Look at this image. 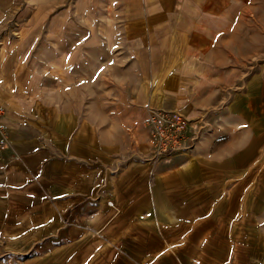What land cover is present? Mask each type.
Masks as SVG:
<instances>
[{
	"label": "crops",
	"instance_id": "0c3cea01",
	"mask_svg": "<svg viewBox=\"0 0 264 264\" xmlns=\"http://www.w3.org/2000/svg\"><path fill=\"white\" fill-rule=\"evenodd\" d=\"M64 1L0 0V241L43 244L46 264H264V187L252 204L239 179L264 165L249 0ZM152 109L190 116V152L153 160Z\"/></svg>",
	"mask_w": 264,
	"mask_h": 264
},
{
	"label": "rangeland",
	"instance_id": "374dc122",
	"mask_svg": "<svg viewBox=\"0 0 264 264\" xmlns=\"http://www.w3.org/2000/svg\"><path fill=\"white\" fill-rule=\"evenodd\" d=\"M104 6V4L100 5V12L105 10ZM92 7H94V5L90 2V0H79L78 3L77 0H65L63 4H57L56 6L52 5L51 10L55 11L56 9L72 12L77 10L78 8L79 11H87L92 10ZM245 12V18H242V20H239L237 23V47L240 51H246L248 56L252 60H254L255 66L251 67V71H255L257 73L259 72L262 74L264 73V0H249ZM227 22L228 24H231V20ZM109 57L110 56L108 55V51L90 52V56H88V58L95 59H107ZM97 69L98 68H96V70ZM82 70L84 74H102V68L94 71L91 69V67H84ZM87 71H89V73ZM245 171L254 175L255 179H253V183H250V185L252 186V184H254L253 187L257 189L256 191L258 192V194L254 195L251 203L257 205L262 204V191L264 187V165L256 163L254 165L249 164L241 167L239 179L242 178ZM246 199V196H239L240 203H246ZM259 214L262 215L261 209ZM262 223L263 222L261 220L258 221L255 225L254 235L256 240L261 238L264 232ZM57 242L59 243L56 244L55 247L64 248L68 246L64 243H61L64 242L63 239H58ZM43 246V244H21L15 245V247H11L10 245L0 241V264H46L49 261L43 258Z\"/></svg>",
	"mask_w": 264,
	"mask_h": 264
},
{
	"label": "built area",
	"instance_id": "2783aa9c",
	"mask_svg": "<svg viewBox=\"0 0 264 264\" xmlns=\"http://www.w3.org/2000/svg\"><path fill=\"white\" fill-rule=\"evenodd\" d=\"M191 118L178 109L150 110L148 125L153 143L152 158L164 161L175 154L190 152L196 143L197 132L191 130ZM8 128L0 123V153L9 140Z\"/></svg>",
	"mask_w": 264,
	"mask_h": 264
}]
</instances>
